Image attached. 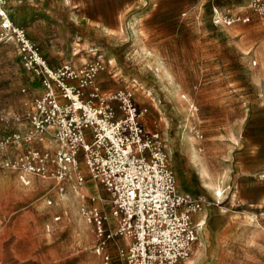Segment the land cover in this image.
<instances>
[{"label":"rangeland","instance_id":"1","mask_svg":"<svg viewBox=\"0 0 264 264\" xmlns=\"http://www.w3.org/2000/svg\"><path fill=\"white\" fill-rule=\"evenodd\" d=\"M155 2L145 6L156 9L146 17L148 46L138 47L128 34L108 37L107 44L116 46L109 49L112 64L98 47L71 58L70 46L86 32L66 24L61 12V64L52 67L40 54L54 69L101 60L98 92L108 83L113 91L128 89L138 107L147 109L144 124L160 133L180 191L204 200L199 217L205 224L187 264H264V64L233 45L225 22H214L215 8L225 19L242 0ZM7 6L14 16L9 0ZM182 10L194 14L178 30ZM78 56L89 59L74 64ZM40 83L16 44L0 42V264H102L83 213L92 205L109 209L102 187L90 179L80 187L70 181L61 192L52 178L4 166L18 154L56 147L39 134L30 141L12 138L32 129L21 117L41 94ZM105 251L111 264H119L112 242Z\"/></svg>","mask_w":264,"mask_h":264},{"label":"built area","instance_id":"2","mask_svg":"<svg viewBox=\"0 0 264 264\" xmlns=\"http://www.w3.org/2000/svg\"><path fill=\"white\" fill-rule=\"evenodd\" d=\"M251 7L264 23V0H251ZM236 21L249 17L225 16L226 24ZM4 41L16 44L24 66L44 89L21 117L32 129L12 138L30 141L39 134L40 140L50 137L56 143L53 151L32 149L5 159L4 166L52 178L61 192L70 181L80 187L90 179L102 187L109 212L94 205L83 208L102 264H111L108 242L116 247L119 264H187L204 200L180 191L160 133L144 124L147 109L138 107L128 89L100 95L95 78L104 69L101 60L79 69L50 67L26 30L14 23L7 0H0Z\"/></svg>","mask_w":264,"mask_h":264},{"label":"crops","instance_id":"3","mask_svg":"<svg viewBox=\"0 0 264 264\" xmlns=\"http://www.w3.org/2000/svg\"><path fill=\"white\" fill-rule=\"evenodd\" d=\"M100 1H103L102 4ZM155 1L160 0H9V6L14 8V16L9 13L14 23L25 28L29 37L39 46L41 54L52 67L61 64L62 46L59 44V32L65 31V23L85 29L86 32L83 36L82 34L76 36L77 40L70 46L72 59L83 49L98 47L102 51L106 49L105 54L108 55L112 64L115 58L109 54V49L116 48V46L107 44L108 37L121 39L122 36L128 34L130 40L135 41L134 44L138 47L148 46L145 44L148 38L143 37V33L148 32L146 17L156 9L152 7L146 11L145 6L147 8L155 6ZM60 12L63 14L65 23L57 19ZM227 12L231 13V16L249 17V21H236L226 25L217 23L215 11L214 22L224 25L226 33L238 50L254 63L258 62L263 65L264 23L251 9L250 0H242L239 5L228 9ZM179 13L180 15L177 16L179 17L178 30L181 28L180 23L183 22V18L194 14L191 10H182ZM223 15L227 16L226 13ZM185 28L183 29L186 30ZM97 36H99L98 39ZM65 43L64 48L68 50L67 42ZM88 57L78 56L74 64H80L81 60L89 59ZM113 88L114 86L110 83L103 85L100 95L107 97L115 93L116 90L113 91ZM38 90L39 93L43 92L42 83L38 86Z\"/></svg>","mask_w":264,"mask_h":264},{"label":"bare ground","instance_id":"4","mask_svg":"<svg viewBox=\"0 0 264 264\" xmlns=\"http://www.w3.org/2000/svg\"><path fill=\"white\" fill-rule=\"evenodd\" d=\"M215 11H216V13H215V15H216V17H215V21H216L217 23L225 22V21H224L225 19H223V17H221V16L219 15L218 11H217V10H215ZM225 23H226V22H225ZM74 193H75V192H74ZM204 224H205L204 216L199 217V220H198V233H200V232L202 231V229H203V227H204ZM190 261H191V260H190Z\"/></svg>","mask_w":264,"mask_h":264}]
</instances>
